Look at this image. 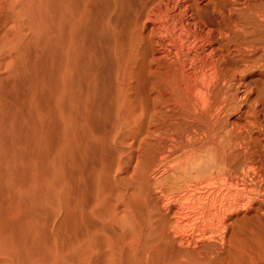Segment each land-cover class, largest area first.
Here are the masks:
<instances>
[{"label": "bare ground", "instance_id": "obj_1", "mask_svg": "<svg viewBox=\"0 0 264 264\" xmlns=\"http://www.w3.org/2000/svg\"><path fill=\"white\" fill-rule=\"evenodd\" d=\"M0 264H264V0H0Z\"/></svg>", "mask_w": 264, "mask_h": 264}]
</instances>
